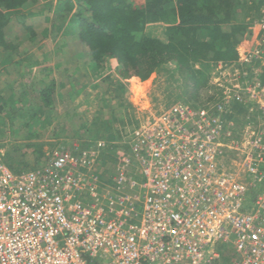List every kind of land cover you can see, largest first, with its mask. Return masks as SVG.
Returning <instances> with one entry per match:
<instances>
[{
  "label": "built area",
  "instance_id": "1",
  "mask_svg": "<svg viewBox=\"0 0 264 264\" xmlns=\"http://www.w3.org/2000/svg\"><path fill=\"white\" fill-rule=\"evenodd\" d=\"M251 23L210 101L126 126L106 178L102 140L20 173L0 152V264H264V8Z\"/></svg>",
  "mask_w": 264,
  "mask_h": 264
},
{
  "label": "trees",
  "instance_id": "2",
  "mask_svg": "<svg viewBox=\"0 0 264 264\" xmlns=\"http://www.w3.org/2000/svg\"><path fill=\"white\" fill-rule=\"evenodd\" d=\"M263 5L264 0H0V53L5 54L4 62L26 53L24 43L11 40L7 34L9 19L14 16L21 21L26 42H39L52 33L65 37V43L58 45V53L67 54V62L82 66L88 76L84 87L94 88L98 82L112 86V92L107 89L112 94L111 101L106 103L111 110L126 111L131 107L123 94L132 85H151L161 78L172 86L167 93L171 103L182 99L189 103L190 99L198 100L201 91L207 89L217 63L235 62L238 44L252 46L251 21ZM32 12L51 16L52 26L27 25L24 21ZM57 71L60 81L44 84L31 100L25 88L20 91L9 85L3 92H15L10 103L27 102L29 118L47 126L54 116L55 96L65 93L70 82L62 76L64 67ZM4 103L7 102L1 103L0 111H4ZM91 111L88 125L104 128L100 138L107 140L110 126L97 115L99 110ZM11 113H15L13 108ZM33 134L27 136L31 138ZM91 143L76 144L81 150L90 148ZM42 146L28 145L37 154L32 166L17 159L22 153L19 147L4 155L2 161L14 173L35 169L47 161ZM121 147L123 152L118 157L127 151V145ZM115 149L116 145L101 149V156L104 152H118Z\"/></svg>",
  "mask_w": 264,
  "mask_h": 264
},
{
  "label": "rangeland",
  "instance_id": "3",
  "mask_svg": "<svg viewBox=\"0 0 264 264\" xmlns=\"http://www.w3.org/2000/svg\"><path fill=\"white\" fill-rule=\"evenodd\" d=\"M262 7L264 8V5ZM24 22L27 25L39 23L47 28L53 24L51 16L37 15L34 12L30 13ZM7 34L11 40L24 43L26 53L19 56L14 55L7 62L3 60L5 54L0 53V92L2 94L0 105L2 102H7L3 104L4 111H0V152L3 153L2 158L19 147L22 153L17 159H23L28 163V166H32L35 164L37 154L33 152L34 149H28V145L42 144V150L50 152L71 149L73 146H78L76 144L78 142H85V144L92 142L90 147L94 148L93 146L102 140L106 146L100 148L96 166L102 177L106 178L109 164L115 161L111 159L114 158L117 161L120 158L118 155L123 152L121 146H123L124 139L122 136L126 133V129L136 126L135 124L139 120H143L151 112H157L174 104L169 101L170 98L167 95L172 86L170 87L161 78L153 81L151 85L150 83L132 85L129 91H125L123 94L131 107L126 111L124 109H121L122 111L111 110L106 103L111 101L112 94H109L107 89H111L112 92V86H109L108 83L98 82L94 88L84 87L88 76L82 66L67 62L68 55L63 52L58 53L59 46L65 43V37H59L52 33L39 42H26L21 21L14 16L9 19ZM63 67L65 73L60 75L65 79L68 77L70 82L66 86L65 93L59 92L55 96L54 116L47 126L38 124L34 119L29 118L31 110L27 102L10 103V101H14L15 92H11L9 95H5L3 92L9 85L18 87L20 91L25 88L28 93L27 97L31 100L36 97L44 84L51 80L60 81L61 76L59 77L57 69ZM172 83L175 85V82L172 81ZM207 96L206 89L201 91L198 100L190 99L189 103L185 99L181 101L197 106L209 102ZM12 108L15 111L14 115L11 113ZM94 109L99 110L97 115L102 116L103 121H107L110 126V131L106 133V136H110V138L108 137L107 140L100 138L104 128L88 125L89 117L93 113L91 110ZM31 132L34 134L29 138L27 135ZM76 133L77 135H75ZM91 139L94 140L90 141ZM111 145H116L118 149L115 150L118 152H104L101 156V149L105 150ZM102 157L105 158V162Z\"/></svg>",
  "mask_w": 264,
  "mask_h": 264
}]
</instances>
